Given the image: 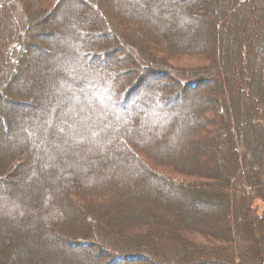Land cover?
<instances>
[{"label": "trees", "instance_id": "16d2710c", "mask_svg": "<svg viewBox=\"0 0 264 264\" xmlns=\"http://www.w3.org/2000/svg\"><path fill=\"white\" fill-rule=\"evenodd\" d=\"M22 1L0 0V264H264L238 243L264 244V0Z\"/></svg>", "mask_w": 264, "mask_h": 264}, {"label": "rangeland", "instance_id": "374dc122", "mask_svg": "<svg viewBox=\"0 0 264 264\" xmlns=\"http://www.w3.org/2000/svg\"><path fill=\"white\" fill-rule=\"evenodd\" d=\"M42 2H45V7L47 6V7H52V2H51V0H42ZM18 3L21 5V6H24L25 8H24V10L25 9H27V8H29V6L30 5H26L25 4V2H23L22 0H18ZM42 4V3H41ZM8 9L9 8H11V4L7 7ZM231 12H233V9L231 10ZM110 13V12H109ZM50 19L49 20H52V16H50L49 17ZM55 18H56V16H55ZM238 17L236 16V18H235V20L237 19ZM113 22L114 23H116V25H117V27L118 28H124V29H126V27H125V23H122V22H120V20L119 19H114L113 20ZM130 22H133V20L132 21H130ZM129 21H127L126 22V24H129L130 23ZM137 24H139V22H137V23H135L134 24V27L132 26V27H130V30L132 29V28H134V29H136L137 27H138V25ZM234 27V29H235V27H236V24L233 26ZM237 28V27H236ZM53 30H56V28L54 27V29ZM233 30V29H232ZM231 30V32L229 33V36H230V39L232 40L233 39V31ZM132 31V30H131ZM121 32H125V31H121ZM235 36V35H234ZM38 37H40V38H44V36L42 35V34H40ZM48 38V37H47ZM37 42H38V40H37ZM231 42H233V41H231ZM42 46H44L45 48H47V49H50V51H52V53H56V49H57V47H56V45L54 46V45H51V46H46V44H41ZM229 47H232V44H230L229 45ZM157 48V47H156ZM103 50V49H102ZM105 50V49H104ZM91 52H93V51H91ZM121 52H123V50H119V49H115L113 52H112V54H113V58L116 56H118ZM161 52L163 53V49H161ZM37 53H38V50H36L35 48H32L31 49V56L32 57H36L37 56ZM112 56V55H111ZM163 56H164V54H163ZM202 57H205V56H203V55H201V56H187V54H179V55H177V57H175V58H173L172 60H170V61H168V62H170V63H172V64H174V65H180V66H185V67H197V66H199V65H201L203 62V64H207V61L206 60H204V59H202ZM101 58V56H94L93 58H92V62L93 63H95L94 61H97V60H99ZM113 58L112 57H110V56H106V58H105V61H108V63H111L112 61H113ZM233 61V60H232ZM232 61H231V59H230V64L229 65H231L232 64ZM209 63V62H208ZM54 66H59V64L57 63V62H53V63H51L50 62V64H49V67H48V65L47 64H44L43 66H40V68L38 69V73H40V74H44L45 76H46V79L43 81V82H40V80L38 79V81H37V87H36V90H34V92H36L35 93V95L37 96L36 97V100L35 101H33L34 102V105H37L38 103H39V101H38V97H40L41 96V94H45V96H46V99H50V97H51V94L53 93V81L51 80L52 78H51V75H50V72H51V67H53L54 68ZM56 68V67H55ZM130 68H132L131 66L129 67V69ZM25 70V69H24ZM56 70V69H55ZM157 71V70H156ZM123 72H124V74L125 75H127L126 73H128V75L130 74V72H127V69H125V70H123ZM138 74V76H136V72H134L132 75H133V77H132V79H131V82L129 81L128 83V85H126V87L125 88H127L130 84H132L133 82H138V81H136V80H143V81H145L146 80V82L148 81V82H150V83H153V81L150 79V75L151 74H149L148 73V71H144V72H138L137 73ZM139 78H141V79H139ZM163 78V77H162ZM162 80H164V78L162 79ZM11 83H13V81H11V79L9 80ZM141 82V81H140ZM15 84H17V82L15 83ZM99 84V83H98ZM124 88V89H125ZM131 90L130 91H132V88H130ZM138 92V91H137ZM24 98V97H23ZM26 99H28V98H26ZM25 98H24V100H26ZM109 100L111 101L112 99H110V97H109ZM175 105H180L181 104V102H179L178 100H176L175 101ZM170 105V104H169ZM171 106L173 107L174 106V103H171ZM41 107H43V101L41 102ZM8 108H11V109H16L17 110V108H18V110H19V112L21 113V115H23V117H24V115L28 112H30L31 111V108H30V106L24 101L23 103H20V104H17V106H12V105H8ZM21 120V122H23V119H20ZM20 120H18L19 122H20ZM17 121V122H18ZM16 122V123H17ZM16 123L14 122L13 124H14V129H17L18 128V126L16 125ZM22 124V123H21ZM253 137H251V142L253 143V144H256V145H258L259 144V138H258V136L256 135V134H253L252 135ZM251 143V144H252ZM144 158H149V157H144ZM230 158V157H229ZM149 160V162L154 166V167H157L160 171H163V172H166V174H170V175H172L174 178H176V179H184L185 181H187V179H190V177H188L187 175H185V174H182V173H180V172H178L177 170H173L172 169V167H170V166H167V165H163V164H160V163H157L156 161H154V160H151V159H148ZM16 172V171H15ZM18 172H19V170H18ZM9 179V181L10 182H12V181H14L13 179H15V178H13V176H11V177H9L8 178ZM9 184V183H8ZM15 186H17V188H18V192L20 193V194H22L24 191H25V188H26V185L24 184V182L21 180V179H19V180H17V181H15V185H14V187ZM4 189H5V192H7V194H10V192L12 191V189H11V185H5L4 186ZM169 190V193H171V194H174L176 197H178V199H182V197H180L179 195V192L178 191H174V190H171V189H168ZM248 190V192H250V194H251V198H252V193H251V188H249V189H247ZM182 201L184 202V203H186V205H188V207L190 208V209H194V208H196V209H202V207H203V205H209L210 203L212 204L211 206H210V208H214V206H215V204H213L214 202H210V201H207L206 203H203V202H201V201H199V200H188V201H184L183 199H182ZM258 207H259V210L260 211H262L263 209H264V203L263 202H261V201H258ZM2 206H4V205H2ZM206 210H208V209H206ZM245 222H247V221H245ZM247 224V225H246ZM245 225L247 226V227H240V235H239V238H238V243L241 245V247H242V250L243 251H250V250H252L253 249V247H255L256 249L257 248H259L260 246H261V244H262V247L264 248V244L263 243H259L258 241H255V239H253L252 238V236H255L254 235V233L252 232V231H250L251 229H252V226H251V224H249V223H246ZM261 235V234H260ZM192 238L195 240V241H198V242H208L207 241V239L202 235V234H200V233H197V232H195V234L192 236ZM210 242V241H209ZM256 244V245H255ZM255 245V246H254ZM255 248H254V250H255ZM260 249V248H259ZM241 250V249H240ZM261 251V250H260ZM254 252V251H253ZM253 252H252V254H253ZM262 252H264V250L262 249ZM263 256H264V253L262 254ZM263 256H262V258H263ZM252 260L253 261H256L257 260V257L256 256H252Z\"/></svg>", "mask_w": 264, "mask_h": 264}]
</instances>
